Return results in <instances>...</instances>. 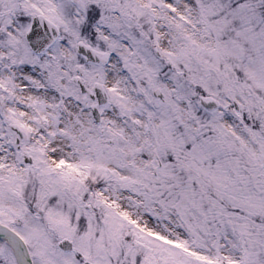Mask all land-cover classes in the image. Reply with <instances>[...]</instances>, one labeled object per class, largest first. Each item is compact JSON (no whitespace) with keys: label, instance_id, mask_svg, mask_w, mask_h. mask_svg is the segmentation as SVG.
<instances>
[{"label":"snow or ice","instance_id":"1","mask_svg":"<svg viewBox=\"0 0 264 264\" xmlns=\"http://www.w3.org/2000/svg\"><path fill=\"white\" fill-rule=\"evenodd\" d=\"M0 264H264V0H0Z\"/></svg>","mask_w":264,"mask_h":264}]
</instances>
